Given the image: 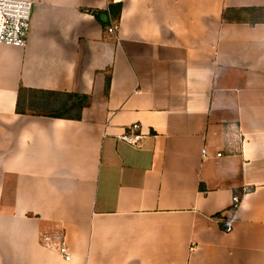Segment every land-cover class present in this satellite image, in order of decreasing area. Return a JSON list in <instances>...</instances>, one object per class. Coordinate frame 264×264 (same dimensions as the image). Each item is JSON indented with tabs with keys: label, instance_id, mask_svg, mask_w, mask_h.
Here are the masks:
<instances>
[{
	"label": "crops",
	"instance_id": "1",
	"mask_svg": "<svg viewBox=\"0 0 264 264\" xmlns=\"http://www.w3.org/2000/svg\"><path fill=\"white\" fill-rule=\"evenodd\" d=\"M31 2L0 43V264H264V0Z\"/></svg>",
	"mask_w": 264,
	"mask_h": 264
},
{
	"label": "built area",
	"instance_id": "2",
	"mask_svg": "<svg viewBox=\"0 0 264 264\" xmlns=\"http://www.w3.org/2000/svg\"><path fill=\"white\" fill-rule=\"evenodd\" d=\"M31 5V0H0V43L15 46L26 44L30 26ZM113 30V27L109 28L110 32ZM138 127V124L131 125L120 138L139 147L141 135L136 133ZM217 154L220 155V153ZM238 202L239 198L235 196L233 198L234 208L238 205ZM51 234V241L56 245L59 254L65 260H69L70 254L66 244L61 239L62 235L53 231Z\"/></svg>",
	"mask_w": 264,
	"mask_h": 264
},
{
	"label": "trees",
	"instance_id": "3",
	"mask_svg": "<svg viewBox=\"0 0 264 264\" xmlns=\"http://www.w3.org/2000/svg\"><path fill=\"white\" fill-rule=\"evenodd\" d=\"M122 3L114 2L109 4V13L111 14V23H118L121 13ZM108 22V24L110 23ZM108 85V80L107 83ZM89 97L86 95L70 93L67 94L64 102L62 103L61 110L49 112L48 115L53 117H79L82 107L88 104ZM225 230L227 227L221 224Z\"/></svg>",
	"mask_w": 264,
	"mask_h": 264
}]
</instances>
